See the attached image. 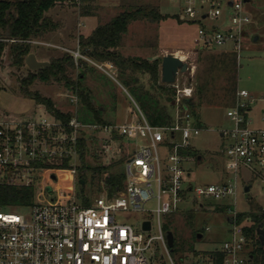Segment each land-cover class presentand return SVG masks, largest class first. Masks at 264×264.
I'll return each mask as SVG.
<instances>
[{
  "label": "built area",
  "instance_id": "obj_1",
  "mask_svg": "<svg viewBox=\"0 0 264 264\" xmlns=\"http://www.w3.org/2000/svg\"><path fill=\"white\" fill-rule=\"evenodd\" d=\"M168 1L176 4L182 21L199 24L196 51L230 50L240 58L251 22L244 4L250 0ZM1 41L16 40L0 35ZM24 42L58 47L39 39ZM63 49L75 61L95 63L80 52L79 45L74 50ZM97 66L106 71L102 64ZM175 88L176 110L171 123L165 125H153L137 104L130 111L131 118L121 123L83 122L78 117L77 95L72 96L76 109L67 121L47 109L46 114L24 118L0 113V264H149L147 253L151 258L159 255L153 248L154 240L162 243L170 264H177L170 256L163 216L179 210L189 194L196 202L208 200L206 204L211 206V201L235 195L236 179L243 168L264 178V108L260 116L262 126L256 127L250 116L254 104L264 103V95L257 97L246 89H238L227 112L232 127L222 132L229 139L224 147L225 170L235 178L194 186L184 166L190 156L181 150L191 147L192 140L201 132L186 103L194 97L195 89L192 84ZM87 132L93 133L92 141L101 143V153L122 159L125 181L114 194L110 195L101 182L99 194L89 193L86 196L90 201L85 203L86 196L76 189L59 197L53 195V188L48 185V202H38L33 197L28 206L9 208L1 204L3 188L34 189L44 172L52 173L56 180V171H70L78 182V143L83 135L88 138ZM151 204L154 206L150 207ZM118 212H147L152 218L140 220L136 228L132 223H120L116 218ZM237 213L233 211L229 217V236L223 244L196 253L190 264L249 263L253 240L245 231L249 224L239 223ZM153 219L159 234L150 236ZM146 221L150 222L148 230L144 229Z\"/></svg>",
  "mask_w": 264,
  "mask_h": 264
},
{
  "label": "rangeland",
  "instance_id": "obj_2",
  "mask_svg": "<svg viewBox=\"0 0 264 264\" xmlns=\"http://www.w3.org/2000/svg\"><path fill=\"white\" fill-rule=\"evenodd\" d=\"M139 1L158 5L160 11L166 15V19L159 23L147 20L132 22L124 36V51L141 57L158 54L161 61L165 54L175 53L189 65L187 72L178 73L174 84L180 87L192 84L195 89L194 101L196 105L191 108V111L195 124L201 127V132L192 140V148L195 153L188 154L190 159L184 163L190 173V183L194 186L208 183L219 184L235 178L233 173H228L225 170L224 147L229 139L222 136V132L232 127V121L227 112L232 106V99L234 95L236 96L235 93L238 89H246L257 97L264 95V0H250L244 4V10L249 15L251 22L247 27L248 33L240 58L238 59L235 55V65L227 56L226 50L203 49L196 51L194 49L199 24L182 21L178 16L179 9L175 3H170L168 0ZM122 3V0H96L95 5L98 7L96 15L86 17H79L78 6L74 3L58 5L50 11V14L61 23V28L50 34L47 39H40L50 44L55 42L58 47L33 45L32 52L36 53L39 60L46 61L51 56L68 53L64 51L63 47L68 49L76 47L82 31L81 27L87 31L94 21L92 17H95L96 26L106 23L122 10ZM81 21L85 24L84 26H81ZM255 37H257L256 40ZM95 63L100 64L96 61ZM94 64L89 63L86 67L76 69L72 75L73 79H76L80 72L84 73L82 85L89 89L94 104L101 109L102 117L105 120L113 123L123 122L128 118L127 110L137 108L136 104L142 110L134 91L124 83L115 69L111 66H103L106 72ZM234 67L237 86L236 92L231 93L227 88L229 85L227 80L230 77L228 70ZM30 71L32 70L27 66L21 69L15 67L9 56L8 46L4 47L0 57V83L2 86L0 113H9L16 118L46 114L45 106L36 104L33 99L25 97L19 90L20 78L26 77ZM137 76L139 84L149 89V76L147 74ZM175 85L168 84V88L172 89L174 93ZM201 86L204 88V95L203 99L199 100L197 91ZM31 89L37 90L42 96L51 99L61 112L72 113L74 104L71 99L76 95L72 89L57 82L44 83L40 81L35 82ZM155 94H157L160 103L168 108L170 115H173L176 110L174 100L173 103L170 102L168 96L159 91ZM263 105L262 102L253 105L251 116L252 119L254 117V125L261 123L259 109ZM81 115L80 109L78 116L81 117ZM87 119L93 120L92 115L88 113ZM87 137L89 151L85 161L88 166L111 165L112 171L121 170L124 172V165H116L120 161L118 156L112 153L109 155L101 153V143L92 141L93 133L87 132ZM51 174L44 172L39 175L34 188L36 201L48 202L50 200V192L46 190L48 185L52 186L53 195L59 197L74 189L77 192L81 190V186L70 171H56V180L51 177ZM87 176L86 188L88 190L91 184V174L88 173ZM246 185H251L249 195L264 207V178H258L250 170L243 168L236 179V194L225 200L211 201L215 207L214 210L210 209L211 205L206 204L208 200L202 199L196 202L189 194L190 197L180 205L179 210L163 216V226H168L175 235V249L170 251V256L177 264H190L196 253H204L223 244L229 236L227 217L233 211H249V198L244 191ZM98 192L95 189L89 190V193L95 196L99 194ZM153 206V204L150 205V207ZM189 214H192V217ZM116 216L120 223H132L136 228H139L140 220L152 218L151 214L147 212H118ZM246 223L251 224L252 221L247 220ZM206 227H210V230H206ZM164 232L167 230L164 229ZM198 233H202L203 237L198 239ZM148 234L150 236L159 234L158 225L154 219L153 228ZM153 248L159 252V255L151 258L147 253L149 264H170L169 254L159 240L153 241Z\"/></svg>",
  "mask_w": 264,
  "mask_h": 264
},
{
  "label": "trees",
  "instance_id": "obj_3",
  "mask_svg": "<svg viewBox=\"0 0 264 264\" xmlns=\"http://www.w3.org/2000/svg\"><path fill=\"white\" fill-rule=\"evenodd\" d=\"M95 2L96 0H0L1 38L16 40L15 42H0V57L4 47L8 46L12 64L21 69L26 66L25 59L33 51L32 45L24 41L29 39H47L50 34L58 31L62 26L59 21L54 19L50 11L58 5L74 3L78 6L79 17L93 16L96 15L98 8ZM122 2V10L109 21L98 24L89 35H79L78 45L80 52L98 63L111 64L124 83L132 88L136 95V100L139 102L147 119L153 125L169 124L172 121V115H170L168 108L160 103L157 94H155L157 91L164 93L168 96L170 102L173 103L174 91L168 88V84L160 82L161 59L150 60L143 57L125 56L120 50L124 36L127 34L129 25L132 22L147 20L159 23L166 19V15L160 11L158 5L151 2L143 3L139 0H122ZM226 53L232 60V64L235 65V53L230 50H226ZM48 61L50 63L48 66L36 71H30L26 77L20 78L18 87L25 97L33 99L36 104L45 106L57 118L67 121L71 118L72 113L61 112L55 107L51 99L42 96L37 90L31 89V86L37 81L44 83L57 82L75 91L79 100L78 114L80 109L82 112L81 117L78 116L81 121L101 124L112 123L102 117V111L94 104L89 89L82 85L84 73L80 72L77 78L73 79L72 74L74 71L83 66L86 67L89 64L88 61L84 59L75 61L68 53L51 56ZM228 71L230 77L227 80L229 83L227 88L231 93H235L237 86L236 69L234 67ZM139 74H147L149 76V89L139 84L137 76ZM203 95L204 88L201 86L197 91V99L202 100ZM234 101L235 95L231 103L233 104ZM187 104L193 108L196 105L194 97L191 98V103ZM88 113L92 115L93 120L87 119ZM88 151V139L83 135L78 143L79 166L77 178L80 186L79 180L84 179L85 186H81V190L78 193L85 197L89 194V190H101V182H104L107 192L110 195L114 194L117 187L121 188L123 186L125 173L121 170L112 171L111 165L88 166L85 161ZM181 151L186 154L195 153L192 146ZM116 165H122V160L118 161ZM106 172H108V176L105 177L104 174ZM88 173L91 174V184L87 190ZM1 192L3 195L1 204L9 208L28 206L34 197V189L31 187H5ZM87 197H85V203L90 201ZM249 205L248 212H238L236 217L239 223H246L247 220L252 221L251 224L245 226L246 233L253 240V248L250 252L248 264H264V247L261 245L257 233L258 226L264 230V208L253 198H249ZM189 216L192 217V214H189ZM164 229L170 231L168 226H165ZM172 233L174 235V232ZM175 243L174 235V245L173 248H170L171 251H174Z\"/></svg>",
  "mask_w": 264,
  "mask_h": 264
},
{
  "label": "water",
  "instance_id": "obj_4",
  "mask_svg": "<svg viewBox=\"0 0 264 264\" xmlns=\"http://www.w3.org/2000/svg\"><path fill=\"white\" fill-rule=\"evenodd\" d=\"M256 39H257V37H255V40ZM49 64H50L49 61L39 60L37 58L36 54L33 52L30 53L25 59V65L27 66L28 69H30L32 71L39 70L43 67L48 66ZM188 70H189V65H188L187 61H184L181 57H179L175 53H167L162 57L160 80L164 84H173V83H175L179 72L185 73ZM186 103H191V99H187ZM198 159H201V157H198ZM79 182H80L82 187L85 186L84 179H80ZM250 188H251V185H246L245 189H244L248 198H252L249 195ZM47 189L51 190L50 187H48ZM210 209L214 210L215 207H210ZM227 220L229 222L232 221L229 218V216L227 217ZM144 229H147V230L150 229V222L149 221H146L144 223ZM257 233H258V238L260 240V243L264 247V230L260 226H258V228H257ZM166 236H167V241H168L169 247L173 248L174 235H173L172 231H167ZM197 238L198 239L202 238V234L198 233Z\"/></svg>",
  "mask_w": 264,
  "mask_h": 264
},
{
  "label": "crops",
  "instance_id": "obj_5",
  "mask_svg": "<svg viewBox=\"0 0 264 264\" xmlns=\"http://www.w3.org/2000/svg\"><path fill=\"white\" fill-rule=\"evenodd\" d=\"M93 19H94V21L90 24L91 26L88 28V30L87 31H84L83 30V28L81 27V33L80 34H82V35H89L95 28H96V25H95V23H96V20H95V17H92ZM84 26L85 24H83L82 23V21H81V26ZM52 43V45H55V46H58V44L57 43H55V42H51ZM76 44V43H75ZM78 47V43L76 44V47L75 48H73V49H70V50H74V49H76ZM68 49V48H67ZM137 49V48H136ZM120 50H121V52H122V54L123 55H125V56H132V57H141V56H139V55H137V54H129L128 52H126V51H124V44L122 45V47L120 48ZM34 53V52H33ZM36 54V53H35ZM37 56V55H36ZM85 56V55H84ZM158 54H149V55H146V56H144L143 58H148V59H150V60H153V59H156V58H158ZM87 57V56H86ZM180 57V56H179ZM38 58V57H37ZM39 59V58H38ZM90 59V58H89ZM92 60V59H91ZM92 61H94V60H92ZM95 62V61H94ZM100 64H102V67L103 66H111L109 63H100ZM112 67V66H111ZM104 68V67H103ZM113 69H115L114 67H112ZM116 70V69H115ZM40 105V104H39ZM79 105V104H78ZM129 108V107H128ZM263 108H264V105L259 109V119H260V116H261V111L263 110ZM75 109H76V106L75 105H73V110L71 111L72 113L75 111ZM130 111L131 110H127V112H126V115H128V118H126L125 120H127V119H130L131 118V113H130ZM252 112H253V110H252ZM252 112L250 113V116L252 115ZM173 115H174V113H173ZM172 115V116H173ZM251 118H252V116H251ZM253 119H254V117H253ZM252 119V120H253ZM124 120V121H125ZM255 121V120H254ZM261 121V120H260ZM263 124H262V122L258 125L257 123H255V126L256 127H260V126H262ZM213 207V206H212ZM264 208V207H263Z\"/></svg>",
  "mask_w": 264,
  "mask_h": 264
}]
</instances>
